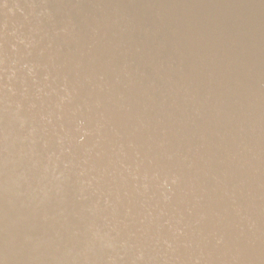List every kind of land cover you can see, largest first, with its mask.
I'll use <instances>...</instances> for the list:
<instances>
[{"label": "water", "instance_id": "95a60500", "mask_svg": "<svg viewBox=\"0 0 264 264\" xmlns=\"http://www.w3.org/2000/svg\"><path fill=\"white\" fill-rule=\"evenodd\" d=\"M0 264H264V0H0Z\"/></svg>", "mask_w": 264, "mask_h": 264}]
</instances>
